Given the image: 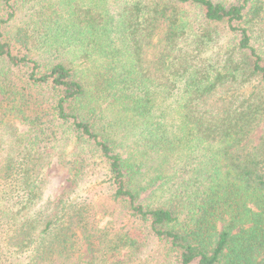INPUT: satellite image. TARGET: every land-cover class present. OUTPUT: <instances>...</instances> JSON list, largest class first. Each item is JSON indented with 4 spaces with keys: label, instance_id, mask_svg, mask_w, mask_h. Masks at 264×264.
<instances>
[{
    "label": "trees",
    "instance_id": "trees-1",
    "mask_svg": "<svg viewBox=\"0 0 264 264\" xmlns=\"http://www.w3.org/2000/svg\"><path fill=\"white\" fill-rule=\"evenodd\" d=\"M0 98V264H264V0H0Z\"/></svg>",
    "mask_w": 264,
    "mask_h": 264
},
{
    "label": "rangeland",
    "instance_id": "rangeland-1",
    "mask_svg": "<svg viewBox=\"0 0 264 264\" xmlns=\"http://www.w3.org/2000/svg\"><path fill=\"white\" fill-rule=\"evenodd\" d=\"M20 129L21 131H25L23 126H20ZM49 164L44 176V197L39 207L56 202L72 186L70 172L59 160L58 151L51 152ZM106 223L107 219L103 221L102 225ZM83 251L86 252L85 249Z\"/></svg>",
    "mask_w": 264,
    "mask_h": 264
}]
</instances>
